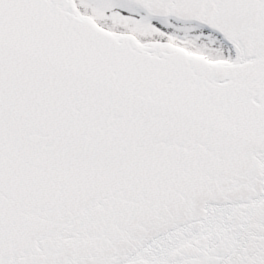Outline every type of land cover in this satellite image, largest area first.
<instances>
[{"label": "snow or ice", "instance_id": "1", "mask_svg": "<svg viewBox=\"0 0 264 264\" xmlns=\"http://www.w3.org/2000/svg\"><path fill=\"white\" fill-rule=\"evenodd\" d=\"M0 264H264V0H0Z\"/></svg>", "mask_w": 264, "mask_h": 264}]
</instances>
